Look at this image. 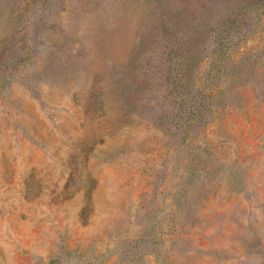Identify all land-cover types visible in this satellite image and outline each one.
Here are the masks:
<instances>
[{
	"label": "rangeland",
	"instance_id": "rangeland-1",
	"mask_svg": "<svg viewBox=\"0 0 264 264\" xmlns=\"http://www.w3.org/2000/svg\"><path fill=\"white\" fill-rule=\"evenodd\" d=\"M0 264H264V0H0Z\"/></svg>",
	"mask_w": 264,
	"mask_h": 264
}]
</instances>
